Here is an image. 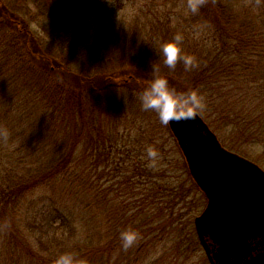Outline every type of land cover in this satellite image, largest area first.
<instances>
[{"label": "trees", "instance_id": "trees-1", "mask_svg": "<svg viewBox=\"0 0 264 264\" xmlns=\"http://www.w3.org/2000/svg\"><path fill=\"white\" fill-rule=\"evenodd\" d=\"M98 1L114 16L124 9V0H67L63 12L55 0H0V264H54L66 251L90 264H189L202 249L191 223L205 198L168 126L138 98L157 74L201 95L197 114L218 139L264 166L246 151L264 153V0H202L196 13L187 0H144L133 28L113 24L108 48L91 49L113 52L109 64L79 70L90 49L58 39L81 32L75 3L91 2L90 13ZM43 16L59 25H40ZM178 32L191 68L163 63L160 45ZM126 229L137 234L127 249Z\"/></svg>", "mask_w": 264, "mask_h": 264}, {"label": "water", "instance_id": "water-1", "mask_svg": "<svg viewBox=\"0 0 264 264\" xmlns=\"http://www.w3.org/2000/svg\"><path fill=\"white\" fill-rule=\"evenodd\" d=\"M167 126L206 199L193 225L208 263L264 264V170L224 148L198 114Z\"/></svg>", "mask_w": 264, "mask_h": 264}, {"label": "clouds", "instance_id": "clouds-1", "mask_svg": "<svg viewBox=\"0 0 264 264\" xmlns=\"http://www.w3.org/2000/svg\"><path fill=\"white\" fill-rule=\"evenodd\" d=\"M202 0H187L188 9L196 13ZM183 35L176 33L171 40L163 42L160 45V53L163 57V63L169 68H174L178 61H183L185 68L195 66V58L184 53L181 49ZM154 71L155 66H153ZM139 101L144 110L154 111L163 125H168L170 121L194 119L196 114L205 107L204 98L195 90L188 93H178L169 86L165 76L155 75L150 85L139 94ZM0 134L6 136V130L0 131ZM150 166L155 167L160 159V154L154 146H148L146 149ZM137 238L136 232L126 229L120 233V239L125 249L130 247ZM54 264H90L83 257L76 253L66 251L60 253L54 260Z\"/></svg>", "mask_w": 264, "mask_h": 264}, {"label": "rangeland", "instance_id": "rangeland-1", "mask_svg": "<svg viewBox=\"0 0 264 264\" xmlns=\"http://www.w3.org/2000/svg\"><path fill=\"white\" fill-rule=\"evenodd\" d=\"M66 2L67 0H63V1L55 0V4L56 5L59 4L57 8L60 9L62 12L66 8V5H67ZM161 2L162 1H160V3ZM88 3H91V2H87L86 7L80 6L81 3L79 4L75 3L78 7L74 6L72 8L73 9L72 17L78 21V26H79V29H81V32L79 34L75 33L74 34L75 38L71 41H70L71 38L66 40L67 38L66 35L62 37V39H58L59 42L61 41L60 45L62 46V48L64 47L66 48V50H68V47L70 45L75 47L78 51L82 47H84L85 49L83 52L87 51V49H90V51H87L89 53L87 57L78 58V60L76 61V64H77L76 68H78L79 70L83 69L85 64H87L85 68H89L92 70H94L96 66L99 68L100 66L108 65L110 59L111 60L113 59L112 57L113 52L106 54V56L105 55L102 56V55H98L99 54L98 52L95 53L91 49H93L95 44L97 47L99 46L101 48H106V49L108 48V44L106 43V41L109 39L105 35L104 31L108 29L110 26H112L113 24H115V27L117 30L126 31V30H129L130 28H133L131 27L133 25V20L137 16V14H139L137 10L138 4L145 5L144 0H124L123 1L124 9L118 12L117 16H114L111 12L113 8L110 5L108 6L106 3L100 4L101 1H98L99 4L96 6V9L89 13L90 5ZM79 6L81 7V9ZM80 12L89 13V14H81ZM139 18L142 19L141 16ZM40 21H41L40 25H43L44 27H46L47 25H50V26L59 25V24H53V19L50 17L45 18V16H43L40 18ZM55 31L57 32L56 29ZM112 33H113V29L111 28L108 29L109 38L112 37ZM44 34H46V32ZM54 35H55L54 33L49 34V37H53ZM85 37H89L90 43L88 45L85 44L86 42ZM92 41H94L93 44H92ZM57 43L58 42H56V44ZM52 48L59 49V46H53L51 47V49ZM101 57L103 58V60ZM121 78H124V77H121ZM219 141L223 147L228 149L225 143L221 141V139H219ZM259 150L254 147L250 149H248V147L246 148L247 152H250L252 155L259 156L264 160V153ZM257 164L264 170V166L260 165L259 163ZM205 204L201 208V211L203 210ZM201 211L196 216H198L201 213ZM194 218L192 219V221L194 220ZM193 229H194V225L193 223H191L192 232H194ZM197 247L198 248H195L194 246V249L192 251L193 254L191 257L188 258L189 264L191 262L194 263L197 261L199 262L201 260L203 261L204 259L203 250L200 249L199 246Z\"/></svg>", "mask_w": 264, "mask_h": 264}, {"label": "flooded vegetation", "instance_id": "flooded-vegetation-1", "mask_svg": "<svg viewBox=\"0 0 264 264\" xmlns=\"http://www.w3.org/2000/svg\"><path fill=\"white\" fill-rule=\"evenodd\" d=\"M256 242H258V240H255ZM262 244H264V241H263V243Z\"/></svg>", "mask_w": 264, "mask_h": 264}]
</instances>
